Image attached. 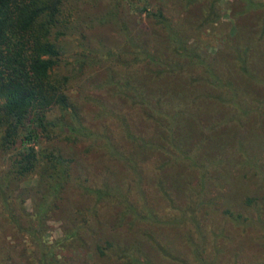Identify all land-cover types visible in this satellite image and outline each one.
Here are the masks:
<instances>
[{"label":"trees","instance_id":"obj_1","mask_svg":"<svg viewBox=\"0 0 264 264\" xmlns=\"http://www.w3.org/2000/svg\"><path fill=\"white\" fill-rule=\"evenodd\" d=\"M137 1L141 20H152L149 33L123 26L119 49L100 41L95 52L86 48L103 71L98 87L116 100L109 115L98 101L96 114L112 120L114 136L107 122L100 129L88 123L62 69L63 41L80 35L81 48L85 31L104 16L81 26L69 0H0V264H70L59 253L85 247L82 228L97 241L79 264H103L107 256L117 264H154L151 252L163 250L152 228L164 220L150 199L178 213L169 221L193 223L186 241L192 258L202 260L199 242L209 240L204 220L213 210L207 184L229 164L258 165L250 140H264L254 136L264 131V0H240L234 19L251 24L237 25L233 36L217 28L220 0H172L181 8L175 17L161 6L149 9V0H109L107 13ZM212 46L213 53L203 52ZM79 144L84 160L74 151ZM31 177L36 187L22 188ZM65 191L73 215L49 244L48 222ZM105 230L120 231L114 243L102 239ZM121 239L127 246L116 244Z\"/></svg>","mask_w":264,"mask_h":264},{"label":"rangeland","instance_id":"obj_2","mask_svg":"<svg viewBox=\"0 0 264 264\" xmlns=\"http://www.w3.org/2000/svg\"><path fill=\"white\" fill-rule=\"evenodd\" d=\"M149 2L151 3L149 9H156L161 6L174 17L181 10L176 1H174L176 4L172 0H149ZM69 3L74 4L81 16L79 19L84 21V23L79 21L81 26H84L91 19L96 21L95 18L101 15L104 16L99 25H95L90 31H85L86 39L83 40L84 44L81 48L78 47V44L82 41L80 35H72L63 41L65 50L62 57V69L67 70L71 77V98L80 106L88 123L100 129L107 122L110 131L116 136L114 125L109 117H96V114L101 112L98 101L107 106L106 114L108 115L111 112L110 109L116 107L117 104L116 100L106 93V88L98 87L103 71L99 65L94 63L96 60L95 55L89 53L86 48L95 52L100 41L107 49L112 47L119 49L125 40L122 33L123 26L127 32L140 28L143 32L149 33L152 20L144 16L141 20L138 12L141 1L135 2L134 6L131 7L132 10L130 7L123 6L124 9L117 15H109L110 11L107 13L109 0H91L90 3L87 0H69ZM218 5L221 18L217 28L229 36H233L238 32L237 25L243 28L244 25L251 24L241 19H234V11L244 5L240 0H220ZM133 10H137V12ZM179 19L181 20L179 23L182 24V16ZM96 24L98 23L96 22ZM216 34L218 35L220 32ZM214 49L215 46L203 48V52L213 53ZM72 75H74V78H72ZM257 125H260V123H257ZM255 135H264V131L262 129L256 130L254 131ZM250 144L251 152L256 157L258 165L242 168L229 164L221 176L215 174L216 178H213V181L207 184L209 186L207 196L213 199V210L209 217L205 216L204 220V227L209 240L206 243L199 242L203 249L205 248L202 260L192 258L186 241L188 230H194L193 223L182 222L177 224L169 221L171 215L177 217L178 213L171 211L164 200L159 201L157 199L160 205L153 199L149 200L154 212L162 214L164 220L162 225L152 228L154 237L158 236L163 250L151 252L150 255H152L154 264H264V140L253 138L250 140ZM74 151L81 152L80 159L84 160L86 158L83 153V144H79ZM97 172L100 171L95 170L92 175L96 176ZM216 179L217 181H214ZM195 183L196 181L193 182V184ZM21 187L35 188L36 178L26 179ZM67 194V191H65L59 209L53 214L54 218H51L48 222L46 241L49 244L58 241L63 231L69 227L65 221V218L68 217L65 216L69 215L70 217L73 215V206L72 198L69 202ZM74 199L77 200L78 197L76 196ZM249 200L250 202H248ZM181 201H185V198H182ZM25 206L30 211L32 208L31 201L26 200ZM226 208L242 215V218L233 220L228 217L223 212ZM209 210L211 208L208 206L205 211ZM104 211L100 209V214H104ZM118 232L120 231L115 233L111 230H105L102 239L114 243V234ZM5 234L10 244L11 240L7 236V231H5ZM81 234V240L85 247L80 248L81 244H74L71 248L59 253L60 258L64 256L71 258L73 262L70 264H79L91 257L92 244L97 237L94 235V231L92 233L90 230H83V228ZM120 241L116 244L127 246L124 239ZM11 243L14 245L13 241ZM144 249H147L148 252L151 251L146 246ZM165 249L169 254L165 252ZM11 254L13 260L19 259L17 252H11ZM114 261L116 260L113 256H107L102 262L103 264H117Z\"/></svg>","mask_w":264,"mask_h":264}]
</instances>
